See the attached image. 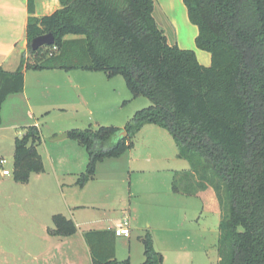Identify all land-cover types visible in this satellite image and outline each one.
<instances>
[{
	"label": "trees",
	"instance_id": "obj_1",
	"mask_svg": "<svg viewBox=\"0 0 264 264\" xmlns=\"http://www.w3.org/2000/svg\"><path fill=\"white\" fill-rule=\"evenodd\" d=\"M183 1L199 28L197 47L211 53L209 66L194 50L168 42L154 0H60L61 8L45 16L35 15L29 0L28 51L16 71L0 67V110L8 95L24 89L26 69L122 75L133 99L146 96L152 104L136 111L123 128L69 131L90 157L77 184L94 178L98 161L131 149L145 125H158L170 132L179 157L190 165L175 173L173 189L188 195L208 187L216 192L218 264H264V0ZM49 32L55 44L33 50L32 40ZM21 130L12 174L28 183L32 174L45 171L42 135L34 124ZM53 220L56 234L76 233L72 218L56 214ZM84 237L93 264H133L117 259L113 229L89 230ZM144 245L141 264H163L149 234Z\"/></svg>",
	"mask_w": 264,
	"mask_h": 264
},
{
	"label": "rangeland",
	"instance_id": "obj_2",
	"mask_svg": "<svg viewBox=\"0 0 264 264\" xmlns=\"http://www.w3.org/2000/svg\"><path fill=\"white\" fill-rule=\"evenodd\" d=\"M26 87L31 101L23 98L18 103L19 114L13 115L9 104L0 110V157L6 159L0 167L2 216L16 224L33 225L37 232L42 223L53 228L52 214L61 213L78 223L75 237L125 224L127 218L132 235L117 237L119 260L144 262V238L149 234L163 255V264L219 263L220 214L201 197L173 189L175 173L190 165L178 156L170 132L158 125L137 134L132 149L98 161L94 179L84 186L76 184L78 177L73 174L65 176V182L72 184L66 183L65 195L51 186V162L65 173L86 172L90 162L78 140L59 137L75 128L124 127L136 111L152 104L148 97L133 99L122 75L109 78L105 72L83 69H29ZM35 123L42 135L39 151L46 171L32 174L29 186L23 188L12 177L15 142L20 124ZM3 169L11 174L2 176ZM76 202L85 206L72 208L76 214L72 216L68 204Z\"/></svg>",
	"mask_w": 264,
	"mask_h": 264
},
{
	"label": "crops",
	"instance_id": "obj_3",
	"mask_svg": "<svg viewBox=\"0 0 264 264\" xmlns=\"http://www.w3.org/2000/svg\"><path fill=\"white\" fill-rule=\"evenodd\" d=\"M154 2L155 18L159 25L164 28L168 42L171 45H178L183 49L194 50L200 63L209 66L212 62L211 53L197 47L196 38L199 34V28L189 19L188 10L184 1L154 0ZM34 4L35 15L37 16L50 15L61 8L60 0H34ZM28 5L29 0H0V67L9 72H14L19 68L23 55L28 51ZM72 37L75 36H66V38ZM28 72L29 69L24 71V89L22 92L13 93L7 96V98L2 103L1 113L5 107V104H9L11 109H14L13 115L19 114L20 110H18V103H20L23 98H25L30 104V96L26 91ZM34 125L39 127L37 123ZM150 125L153 124L145 125L137 134H139L142 130H146V128H148ZM23 126L27 125L20 124V130H18L17 136L23 133L21 130V127ZM51 169L53 170L52 180L50 181L52 184L51 186H57L60 188L62 195H65L66 183H68L67 185H72L69 182H65V176H70L69 174H73V176L79 177V175L82 173L59 172L58 168L55 165L53 166L52 162ZM2 176L8 175H4L2 172ZM30 181L31 180H29L28 183H19L22 184L23 188H26L29 186ZM5 195V193L2 194L3 197H5ZM197 196L201 197L204 201V204L212 211L220 214L221 217L220 204L216 192L212 187H208L207 189L198 192ZM7 197L8 196L6 195V198ZM84 206V204L79 202H76L72 205L68 204V207L70 208L69 211H71L72 216L76 215L74 213L75 211H72V208H80ZM0 211L2 210L0 209ZM56 214L61 213L52 214V217H54ZM72 219L74 220V218ZM74 222L76 223V221ZM122 224L123 223H116L115 226H106L98 230L113 229L115 231V228ZM76 226L77 231L71 236H61L56 234L53 231L55 229V223L53 228L46 223H42L41 231L37 229V232H34L33 225H29L27 223H13L0 213V264H93L90 247L84 237V233L86 231L80 233L81 237H75L79 230L78 223H76ZM128 226L131 228L130 225ZM117 237L123 236L116 235V239Z\"/></svg>",
	"mask_w": 264,
	"mask_h": 264
},
{
	"label": "water",
	"instance_id": "obj_4",
	"mask_svg": "<svg viewBox=\"0 0 264 264\" xmlns=\"http://www.w3.org/2000/svg\"><path fill=\"white\" fill-rule=\"evenodd\" d=\"M54 44H55V37L52 32H49V33L42 34V35L35 37L32 40L31 47L33 50H37L40 47H43L46 45H54ZM68 135H69L68 133H65L59 138L67 137Z\"/></svg>",
	"mask_w": 264,
	"mask_h": 264
},
{
	"label": "built area",
	"instance_id": "obj_5",
	"mask_svg": "<svg viewBox=\"0 0 264 264\" xmlns=\"http://www.w3.org/2000/svg\"><path fill=\"white\" fill-rule=\"evenodd\" d=\"M5 162H6L5 158L0 159V167L1 168L3 167V164ZM2 172H3L4 175H10L11 174V172L8 169H3ZM124 220H125L126 223L128 222L127 218H125ZM126 223L120 225L117 228H115V234L117 236H124V237H130L131 236V234H132L131 228Z\"/></svg>",
	"mask_w": 264,
	"mask_h": 264
}]
</instances>
